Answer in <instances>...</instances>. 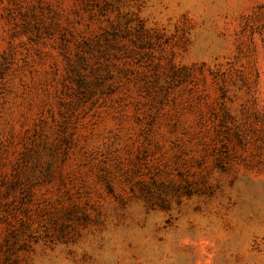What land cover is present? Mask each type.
Segmentation results:
<instances>
[{
  "label": "rangeland",
  "instance_id": "rangeland-1",
  "mask_svg": "<svg viewBox=\"0 0 264 264\" xmlns=\"http://www.w3.org/2000/svg\"><path fill=\"white\" fill-rule=\"evenodd\" d=\"M0 264H264V0H0Z\"/></svg>",
  "mask_w": 264,
  "mask_h": 264
}]
</instances>
